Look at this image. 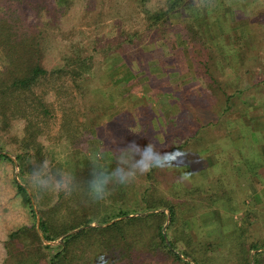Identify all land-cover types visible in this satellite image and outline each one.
I'll return each instance as SVG.
<instances>
[{"label":"rangeland","instance_id":"374dc122","mask_svg":"<svg viewBox=\"0 0 264 264\" xmlns=\"http://www.w3.org/2000/svg\"><path fill=\"white\" fill-rule=\"evenodd\" d=\"M167 2L0 0V84L16 75H28L34 64L45 73L28 89L0 86V151L10 158L0 157V201L4 203L0 264H48L51 251L47 244L61 242L58 238L42 237L36 224L39 213L31 211V206L36 209V202H51L55 193L40 195L31 188L28 176L37 164L34 160L18 175L15 151L20 149L21 135H36L45 144L48 149L44 161L52 170L60 168L73 174L70 164L75 157L85 156L90 162L83 165L89 170L88 180L95 153L102 151L103 162L112 168L116 166L115 148L133 141L141 146L153 142L159 148L162 142L166 146L171 137V141L179 142L188 134L179 126L176 132L164 131L166 127L160 126L163 120L159 116L173 113L170 102L160 101L157 93V87L164 82L170 90L180 83L183 107L191 108L193 116L197 115L194 96L207 92V117L215 123L214 129L205 130L210 132L207 138L211 143L205 140L199 146L192 141L184 154L194 162L188 184L198 187L196 196H187L182 183H177L182 173L175 159L167 169H154L136 184L139 188L154 186L150 196L159 206L148 210H165V232L169 218L166 205L180 202L181 221L187 230L180 222L176 237L186 252L181 255L191 262L195 257L203 264H238L234 257L227 260L231 253L226 236L235 232L233 222L243 224L249 241H264V86L258 83L254 87L251 82L264 80V39L259 40L256 31L260 23L255 25V18L251 20L258 9L264 10V0H194L203 4L204 17L211 14L208 26L192 21L193 12L183 6L176 7L167 19L151 21L144 7L153 12L165 9ZM235 12L241 16L235 17ZM258 20L264 22V11ZM194 29L201 38H197ZM184 34L186 38L181 40ZM77 60L80 63H75ZM82 62L91 64L92 72L85 79L76 75ZM211 75L224 89L213 90L217 94H213L205 79ZM149 76L153 80L150 86ZM121 108L128 109L133 124L128 121L124 131L110 136L108 129L120 128L117 121L110 119ZM139 116L148 117L155 130L150 141L138 133ZM192 123H188L191 131ZM212 131H216L214 135ZM15 180L24 184L20 192H14ZM214 191L215 195H208ZM28 193L34 198H29ZM127 193V202L143 203L133 189ZM99 202L105 206L112 201L107 198ZM90 224L99 223L93 220ZM23 229L36 233L32 237L16 235ZM108 235L105 240L82 247L85 262L79 260V264H106L112 250L123 253L117 256L125 264L126 244L106 241ZM148 235L150 231L144 233ZM139 246L133 251L137 257L134 264H182L158 252L146 259L147 251ZM206 247H216L218 252L207 253ZM219 251L226 252V256L221 257ZM254 251L251 249L249 255ZM78 252L82 253L80 249Z\"/></svg>","mask_w":264,"mask_h":264},{"label":"trees","instance_id":"16d2710c","mask_svg":"<svg viewBox=\"0 0 264 264\" xmlns=\"http://www.w3.org/2000/svg\"><path fill=\"white\" fill-rule=\"evenodd\" d=\"M166 1H168L167 3L169 5H167L165 9H153L154 11L151 12L149 10L150 8L144 7L147 16L151 19V21L153 20L154 23L158 22L163 17L164 19H167V17L169 16L168 14L176 12V7L183 6L182 9H190L193 12L192 21L202 22L205 23L206 26H208L209 21H207V19H210L211 14L209 16L208 12L207 18L204 17L205 10L204 7H202L203 4L196 3L194 2V0H187V2H185L184 4L183 0ZM188 2H191L190 4L193 6V8L189 7ZM263 11L264 10L258 9L252 17L250 15L251 20L255 18L253 20L255 22V25L260 23V27L258 29V25L256 26L259 40L264 39V22L258 20ZM239 16H241V14L235 12V17ZM202 18H205L206 20L201 21ZM187 25L191 27L194 26L193 23H187ZM251 27L254 29V24H251ZM207 31L211 34L210 30ZM194 33L198 39L202 37L201 35L197 34L196 29H194ZM185 38V34L184 36L181 35V40H185ZM175 40L176 38H174V41ZM170 43L171 42H169L168 44L173 46L172 43ZM75 63L80 62L79 60H77L75 61ZM82 64L83 65H79L76 75H78L82 79H85L87 78V75L92 72L91 64L84 65V62H82ZM127 67L128 69L132 68L131 65H127ZM30 69L31 70L28 75H16L13 76L11 80L7 78L6 81L1 82V84H4V89H7L8 87L30 88V86L38 80V76L44 73V70H42V68L38 64H34ZM51 71L52 73L55 72L54 66H52ZM43 75H45V73ZM211 77L212 78H210L209 76H205V79L206 81H208V85H211L210 90L214 92L213 94H217V92L213 90H224L218 78L213 77L212 75ZM149 78L150 79L147 80L148 84L152 83L153 81L150 76ZM115 81L116 83H118L117 78H115ZM255 81L256 82L251 81L254 87H257L258 83L264 86V80L258 79ZM164 83L165 85L163 86L159 84V86L157 87V93L159 94L160 101L170 102L173 113L171 114L172 116L170 115L168 117L164 115L159 116V118L163 120L162 122L160 121V126L162 127V125H164L166 127L163 129L164 131L173 130L175 132L177 131V127L179 126L182 128V130H186L188 134L183 138L182 141L179 142L171 141L170 139L172 137L170 139H167L168 141L166 140V146L162 142L159 149L162 152H175L176 154H178L176 155V163L181 168L180 173L186 171L192 172L194 162L192 159L187 160L184 154L187 153L186 147L192 141V143L198 144L200 146V144H204L206 142L205 140H209L207 137L210 132L206 133L207 128L214 129V120H211L207 117L209 109V106H207V99H209L210 96L208 97V93L204 91L199 92L194 96V100H196L195 105L197 115L193 116L191 108H186L185 106L183 107V102L185 101L182 96V90H179V87L181 86L180 83L177 82V85L176 87L174 86L173 90L167 89L168 84H166V82ZM171 84L172 83H170V85ZM150 85L151 84H149L148 86ZM176 91L178 93H175ZM227 101L228 99L226 100V103ZM225 108H227V106ZM127 110L128 109L126 108L119 109L113 115V118L110 119L117 121L119 123L118 126L120 127L118 129L117 126H113V128L108 129L110 136L124 131L126 125L128 124V121L130 124H133V120L129 118ZM123 120H126V122H124ZM150 122V119L146 116H139L137 119L138 133L142 134L144 140L148 141L152 139L151 134L154 137L155 132V130L152 129V124H150ZM189 122H194L192 124L194 125L195 129L193 128L192 131L191 124H188ZM215 132L212 131L213 135ZM199 140L201 142H199ZM209 142L211 143L210 140ZM7 143L11 144V142L8 141ZM19 146L20 149H17V151H15V157L19 167L18 175L19 173L22 174L25 166L28 164L30 165L32 160H34L38 164L46 159L45 154L47 153L46 151L48 148H45V144L41 140L37 139L36 135L30 137L21 135ZM0 157H6L10 159L1 151ZM86 163H90L89 160H87L85 156L81 155V157H75L74 161L70 164L71 168H73V174L76 176L77 181L81 185V189L79 191L74 192L69 197H65L63 193H55L52 197L51 202H49L48 204L39 205V203H37L35 200L36 209L31 206L32 213L35 214L36 210L39 213L38 228L41 231L42 237L49 240L59 238L61 235L65 234L75 227L84 224H90V222H92L93 220L99 223L98 225L91 224L82 227L77 231L66 234L62 238L61 242L54 246H52L51 244H47V247L51 251V255L48 259V264H79V260L85 262L84 250H82V247H87V244H92V241L96 242L102 239L105 240L106 234H109V237L106 238V241L112 239L114 243H120L121 241H123V243L126 244V260L128 261L125 264L135 263L134 260H136L137 257L133 254V251L139 245L143 246L144 251H147L145 252L146 259L152 258L158 252L170 257L174 262H181L182 264H203L202 260L200 259L193 257V262H191L189 259H186L183 255H181L186 254V252L178 242V239L176 237V227L181 222L184 226L183 229H187L185 228L186 225L184 220L181 221V210L179 207L180 202L167 203L166 206L169 211V218L167 224L165 225V232L163 231V223L165 222L167 216L165 210H148L149 208H156L157 206H159L156 202L157 200H155L153 196H150V192L154 190V186H145L143 188H139L136 184L141 182L143 178H147V175L150 176L151 172L140 177L138 181L136 180L134 183H131L127 186H116L113 189L112 194L108 197V200L112 201L111 205L103 206V204H101L99 201L93 202L86 194V176L89 173L88 169L83 168V165L85 166ZM15 183L18 191L20 192L24 188V184L18 182L17 180H15ZM181 185L183 188V193L187 194V196H196L198 187L194 185L190 186L188 182L182 183ZM132 189L134 190V193L137 195V197H140V199L143 201L142 204L139 203V201H136L135 203H132V201H126V199H128L129 201V198L127 197V191ZM216 193L217 192L214 191L213 193H209L208 195L212 197ZM28 196L29 198H31L33 197V194H31L30 196V194L28 193ZM86 201L88 202V205L85 204ZM142 210L146 212L130 214ZM120 215L125 216L121 218L119 217L112 222L103 225L104 222H107L110 219L118 217ZM232 227L234 228L235 232L229 233L226 236V243L229 248L228 250L231 253L227 260L234 257V260L238 262V264H264V241L258 242L256 240L249 241L248 239H246L243 233L245 228L242 223L238 224L237 222H233ZM146 231H150V235L144 236V233H146ZM175 248L178 250H174ZM77 249H80L82 253H79ZM251 249H255L252 256L249 255V251ZM205 250L207 251V253H212L215 251L218 252V249L216 247H206ZM122 254L123 253L121 252L117 253L115 250L110 251V256H107L108 258H106L107 260H105V263L123 264L120 261V256ZM117 255H120L119 258ZM219 255L221 257H224L226 256V252L219 251Z\"/></svg>","mask_w":264,"mask_h":264},{"label":"clouds","instance_id":"9594fccd","mask_svg":"<svg viewBox=\"0 0 264 264\" xmlns=\"http://www.w3.org/2000/svg\"><path fill=\"white\" fill-rule=\"evenodd\" d=\"M114 155L116 166L112 168L103 162L102 151L92 157V170L86 182V194L93 202L107 199L116 186H127L154 169H167L177 154L162 152L153 142L141 146L133 141L126 147L115 148ZM190 181L191 173L183 172L177 183ZM28 183L40 195L51 192L63 193L65 197H69L81 189L74 174L60 168L52 170L46 161L34 166L28 176Z\"/></svg>","mask_w":264,"mask_h":264},{"label":"crops","instance_id":"0c3cea01","mask_svg":"<svg viewBox=\"0 0 264 264\" xmlns=\"http://www.w3.org/2000/svg\"><path fill=\"white\" fill-rule=\"evenodd\" d=\"M16 190H17V186H16V188L14 189V192H16ZM17 192H18V191H17ZM0 198H1V196H0ZM2 205L4 206V203H2V201H0V222H2V216H1ZM5 207H7V206L5 205ZM23 208H24L25 211H26V206H25V204H24ZM25 213H28V212L26 211ZM23 228H24V227H23ZM21 229H22V228H21ZM19 233H23V234H25V235L27 234L28 237H32L33 234H35L36 232H35V230L23 229V230L20 231V232H19V230H18V232H16V235L19 234ZM14 234H15V233H14ZM1 257H2V254H1V252H0V261H1Z\"/></svg>","mask_w":264,"mask_h":264},{"label":"water","instance_id":"95a60500","mask_svg":"<svg viewBox=\"0 0 264 264\" xmlns=\"http://www.w3.org/2000/svg\"><path fill=\"white\" fill-rule=\"evenodd\" d=\"M17 167V166H16ZM120 217V216H119ZM110 221H112V220H110ZM110 221H108V222H110ZM107 222V223H108ZM36 224H37V226H38V215H37V222H36ZM92 224H94V223H92ZM88 225H91V224H85V225H81V226H78V227H75V228H73V229H71L70 231H68V232H66L65 234H63V235H61L59 238H58V242H60L61 240H62V238L66 235V234H68V233H70V232H74V231H77L78 229H80L81 227H83V226H88ZM167 240V239H166Z\"/></svg>","mask_w":264,"mask_h":264}]
</instances>
